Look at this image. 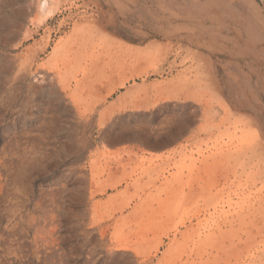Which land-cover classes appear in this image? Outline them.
<instances>
[{"label":"rangeland","instance_id":"rangeland-1","mask_svg":"<svg viewBox=\"0 0 264 264\" xmlns=\"http://www.w3.org/2000/svg\"><path fill=\"white\" fill-rule=\"evenodd\" d=\"M20 1L21 4L18 6L8 8L5 16H13L11 9L24 10L25 0ZM54 1L61 12L52 20H47V16L35 11L23 21L27 26L33 16L41 18L40 21L30 24L29 28L34 29L36 35L23 45L29 47L35 44L29 62L33 57L46 60L53 43L71 30L70 25V27L66 25V28L59 27L60 21L69 13V8L78 14L85 10L79 0ZM170 1L171 4H168L169 0H103L106 18L117 13L124 16L121 20L123 24H117L120 31L115 37L127 47L136 50L140 57L136 79L127 84V89L129 87L136 89L137 94L134 93L136 97L143 95L146 86H149L153 93L165 89L171 92L168 94L169 99L159 102L150 110L131 112L151 114L150 127L159 131L174 129L179 120L187 121L183 134L165 147L153 149L152 152L154 157L164 153V150L172 152L174 160L171 161V172L177 169H173V166H181L178 169L179 171L182 169L183 172L182 167H185L186 172L190 166L189 170L199 172L200 245L214 248L221 244L234 251L243 250V254L247 253L244 257L247 259L246 263L264 264V162L261 170L256 167V161L245 164L247 156H244L243 151H239L244 145L242 142L257 141L261 136L264 141V0ZM94 2L99 0H90L88 8H94ZM170 11L185 18L181 21L171 19ZM129 19L134 26L131 38L128 35L131 29L127 28ZM176 21L181 24L179 22L174 24ZM184 25H188L189 32L187 27V30L180 29V26ZM254 33L258 35L256 39L253 38ZM4 34L0 32V56L6 53L2 38ZM47 38L50 46L41 54ZM196 40L203 43L217 42L222 48V51L214 56V59L220 60L216 74H225L227 80L229 77L233 80L231 84L229 82L231 93L219 92L221 86L216 84L214 74L212 75V70L207 66L209 63L207 64L206 59L209 56L205 50L197 48L196 45L186 44L197 43ZM242 40L252 45L249 54L240 48ZM10 51L16 55L22 52V47ZM33 76L34 69L27 72L22 82L15 81L13 73L7 77L5 75L7 79L5 88L9 92L16 91L18 99L7 106L0 122L1 146L5 130L10 129L9 114L31 106L30 111L34 115L42 112V109L29 102L27 86L39 84ZM245 80L251 82L249 86L245 85ZM124 92L126 88L120 89L116 94ZM79 94L83 97L82 92ZM61 95L64 99V95ZM117 95H113L112 99ZM60 106L56 104V108ZM73 115L58 114L54 122V125L57 124L54 132L44 131L43 138L55 147V151L45 160L48 167L31 177L30 193H17L16 197L9 198L4 203L6 220L1 227L9 232V236L7 248L3 249L0 246V264H12L14 257L25 255L24 244L20 247H16V244L24 242L22 236L24 226L20 221L23 210L19 205L27 199L43 201L45 203L43 215L49 219L53 218L57 229L54 236L52 235L54 241L52 246L45 247L39 256H34L30 260L22 259L18 264H105L103 257L110 253V238L108 234H101L100 227L107 214L117 207L134 202V197L131 196L134 195V190L132 188L125 190L124 183L118 187V191L123 193L116 196V199L113 198L111 202L107 200L108 196L115 194V191L109 188L112 175L109 170L115 159L112 152L115 147L119 149L130 143L102 147L98 131L94 128L92 143L86 147L84 155L64 152L61 145L69 133L77 131L75 135L77 141L85 138L81 127L71 129ZM95 151H98L97 169L93 174L87 172L89 180L87 179L84 198L77 199L75 189L65 182L68 180V170L84 166L86 155ZM154 157L153 163H159L158 157L157 160ZM189 170L187 172H190ZM93 176L95 180L98 179L97 186L89 188ZM61 188L65 191L61 192ZM90 190L95 192L91 194ZM84 229H87L86 233ZM101 237L103 241H100ZM160 237L162 233L157 235V240ZM153 246L154 243L144 253L147 258L154 255ZM118 251L131 254L133 264H138L141 260L132 250Z\"/></svg>","mask_w":264,"mask_h":264},{"label":"bare ground","instance_id":"bare-ground-1","mask_svg":"<svg viewBox=\"0 0 264 264\" xmlns=\"http://www.w3.org/2000/svg\"><path fill=\"white\" fill-rule=\"evenodd\" d=\"M79 1L84 11L78 14L70 11L68 7L69 13L60 19L59 27L70 25L71 30L53 43L46 60L33 57L29 62L35 44L29 47L23 45L36 35V31L29 28L30 24L40 21L41 18L33 16L27 26L23 21L35 11L44 14L50 21L61 9L56 6L54 0H25L24 10L11 9L13 16L7 17V9L18 6L21 1L0 0V32L5 33L2 38L6 48V53L0 56V122L7 106L18 99L16 91L9 92L5 88L6 77L11 73L14 74L15 81L22 82L27 72L34 69L33 78L38 80L39 84L27 86L29 102L42 109V112L39 111L40 113L35 115L30 111L32 106L9 114L10 129L5 130L2 146L0 144V246L7 248L9 236V232L1 227L6 220L4 203L9 198L16 197L17 193H30L31 177L48 167L45 160L55 151V147L43 138L44 131L54 132L57 125H54V122L58 114H74L71 129L81 127L85 138L77 141V131L69 133L61 145L64 152L84 155L86 147L92 143L94 128L98 131L102 147L130 143L119 149L114 146L112 155L115 159L109 170L112 174L109 188L114 190L115 194L108 196L107 200L111 202L122 194L118 187L124 183L125 190H134V195H131L134 202L117 207L113 211L111 209L112 212L107 214L105 221L103 220L101 234H108L110 238V253L103 257L105 264H133L131 254L120 252L119 249L132 250L141 258L138 264H250L245 262L247 253L243 254V250L234 251L221 244L214 248L200 245L199 172H192L189 170L190 166L187 168L190 172H185V167H182L184 172L181 168L179 171L181 166H173V169H177L171 172L170 165L174 160L172 152L164 150V153L158 154V158L154 157L152 152L153 149L163 148L179 137L187 121L179 120L174 129L159 131L150 127L151 114L131 112L150 110L159 102L169 99L168 94L171 92L165 89L153 93L151 88L146 86L145 90L141 89L143 95L136 97V89H127V84L136 79L140 67L139 55L136 50L127 47L115 37L116 34L119 35V31L114 23L107 21L102 0L94 2V8H88L90 0ZM11 23L14 25L10 26ZM128 35L131 38L132 32L129 31ZM257 37L254 33L253 38ZM43 44L41 54L50 46L49 38ZM19 47H22V52L13 55L10 49ZM207 66L212 70L209 64ZM123 88H126V92L117 95ZM79 92L83 93V97ZM113 95L117 96L112 99ZM57 103L61 105L59 108H56ZM242 144L244 145L239 151H243L244 156H247L245 164L256 161V167L261 170L264 162L262 136L257 141ZM97 154L98 151H95L86 155L84 166L68 170V180L65 182L75 189L77 199L84 198L88 183L87 172L93 174L97 169ZM153 157L159 159V163L154 164ZM97 180L93 176L89 188L96 185ZM61 189V192L65 191L64 188ZM92 190L91 194L97 189ZM43 204L45 203L40 199L36 202L27 199L20 203L19 206L23 210L20 221L24 226V242H18L16 247L24 244L25 255L14 257L12 264L39 256L45 247L54 243L52 235L54 236L57 226L54 225L53 218L49 219L43 215ZM81 228L83 229L84 225ZM84 232L86 233L87 229H84ZM30 233L31 235H28ZM159 233H162V237L157 240ZM100 241H103V237ZM153 243L154 255L147 258L144 253Z\"/></svg>","mask_w":264,"mask_h":264},{"label":"crops","instance_id":"crops-1","mask_svg":"<svg viewBox=\"0 0 264 264\" xmlns=\"http://www.w3.org/2000/svg\"><path fill=\"white\" fill-rule=\"evenodd\" d=\"M172 3V1H170L169 0V2H168V4H171ZM102 6H103V0H102ZM104 10V9H103ZM104 13H105V11H104ZM131 14H133L132 12H131ZM114 16L115 17H108L107 18V21L110 23V22H112V23H114L115 24V26H116V29L118 30V31H120L119 30V28L117 27V24H123L122 22H121V20H122V17H124L123 16V14H121V13H117V14H114ZM169 16H170V18L171 19H174V20H178L179 19V21H181V19H184L185 18V16H180V15H178L177 13H173V12H171L170 11V13H169ZM134 18H136V17H134ZM133 20V19H132ZM135 20V19H134ZM120 21V22H119ZM179 21H176L174 24H177ZM130 22V23H129ZM129 22L127 23V28H130L131 30H129V31H133L134 30V26H133V22L132 21H130V19H129ZM180 23V22H179ZM181 24V23H180ZM185 26V27H184ZM184 26H180V29L183 31V28L184 29H186V27L188 26V25H184ZM188 28V27H187ZM187 30V29H186ZM191 30V29H190ZM188 32H189V28H188ZM180 35H181V33H180ZM147 37V36H146ZM197 41V43H193V42H189V43H186V44H188V45H196L197 46V48H199V49H201L202 48V50H205V52L207 53V55L209 56L207 59H206V61L209 63V65H210V67H211V69H212V73L214 74V76H213V79H214V81L216 82V84L217 85H219V86H221V88H219V92L220 93H223L224 91L228 94V93H231V85H229V82H230V84L232 83V79L229 77V80H227L226 79V77H225V74H223V75H217L216 73H217V71H216V69H217V67L219 66V59H214V56L215 55H218L219 54V52L220 51H222V48H220V45L217 43V42H212V43H203V42H199V40H196ZM199 42V43H198ZM198 44V45H197ZM249 45V46H248ZM248 46V47H247ZM251 44L250 43H247L245 40H242V43L240 44V48H242L243 50H245L246 51V54H249V52H250V50H251ZM249 48V49H248ZM248 52V53H247ZM211 58H212V60L213 61H216L215 63H213V61L211 60ZM216 64V65H215ZM245 85H250V83L251 82H248L247 80H245ZM241 85L239 84V87H240ZM263 139V138H262Z\"/></svg>","mask_w":264,"mask_h":264}]
</instances>
